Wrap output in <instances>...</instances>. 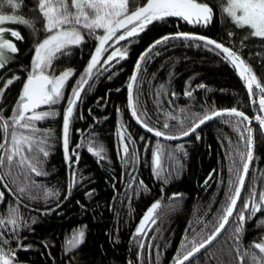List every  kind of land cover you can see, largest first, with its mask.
Wrapping results in <instances>:
<instances>
[{"label":"trees","instance_id":"16d2710c","mask_svg":"<svg viewBox=\"0 0 264 264\" xmlns=\"http://www.w3.org/2000/svg\"><path fill=\"white\" fill-rule=\"evenodd\" d=\"M200 1L209 3L214 9V19L207 27L189 25L179 18L154 22L135 38V42L130 45L121 42V45L128 47L127 59L119 64L113 61L114 67L90 81V87L85 86L82 102L78 103L74 111L70 131L72 149L80 157L75 166L80 183L72 188L71 195L66 200L64 196L71 182L72 169L66 165L61 143L63 114L71 89L75 87L89 62L96 41L88 40L85 45L73 48L71 55L61 56L54 62L57 75L68 68L75 75L65 88V99L51 108L56 113L55 118L38 124L41 128L52 130L53 148L45 165V170L50 174L34 178L47 188L58 190L62 204L60 208H56L55 200L48 203L43 199L28 201L0 186V191L5 192V203L19 207L23 221L28 224V227H22L20 231L22 243L28 250L17 251L19 264H174L173 257L180 248L189 224L199 228L196 224L198 216L204 220L211 219L215 210L221 207L232 179L229 172L231 163L228 153L232 150L229 141L232 145L242 144L238 134L221 119H214L197 129L200 140L195 138L196 133L177 141H165L161 138L160 142L171 148L183 144L187 153L186 156L177 154L178 163L166 159L162 161L169 170L179 168L178 174L174 173L167 184H164L156 179L151 168L152 149L157 138L135 122L127 107V84L138 56L154 40L177 32L203 35L239 51L264 85V41L250 38L244 41L246 46L241 48L240 41L248 29H238L230 20L225 19L220 9L221 0ZM35 6L36 0H23L19 14L25 17L35 16L37 13L32 11ZM13 27L21 33L23 40L13 39L19 51L12 54L15 58L6 69L0 70V78H3L0 79V87L5 79L13 75L19 76L20 80L5 91L3 101L0 102L5 117L10 116L21 93L34 50L31 31L19 24H13ZM228 32H233L234 35L229 37ZM40 38H43V33H40ZM196 43L198 42L171 40L167 46L159 49L161 55L155 56L147 64V70L140 78L139 99L151 117L149 123L155 121L154 126L159 128L165 119L162 113L157 119L160 110L155 103V91L161 84L168 89L167 96L160 97L162 108L169 112L179 113L181 108L203 112L205 108L225 110L235 107L243 111L250 120L256 116L264 117L259 106L252 103L245 82L239 78L237 71L214 52L196 47ZM201 84L205 88L197 87ZM189 85L193 89V99L184 96ZM172 92L176 93V99L169 104ZM40 110L49 109L48 106H43ZM169 123L175 124L176 121ZM121 124L135 141L130 147L135 148L140 160L133 174L137 180H143L147 186L146 191L139 189L137 182L132 181V177L128 175L132 168L125 167L122 158L118 156V131ZM251 127L255 130L256 158L246 180L245 194L252 183H255L257 192L264 190V135L261 134L258 123L251 124ZM142 136L145 140L140 139ZM90 141L104 147L105 160L98 162L87 151ZM78 144H83L84 147L76 148ZM145 144L149 146L148 151L144 150ZM210 174L213 179L204 186V181ZM89 192L92 193L91 196L86 195ZM173 194H179L180 199L170 200ZM157 200H161L163 205L174 207L163 223L158 222L144 236L143 243L152 247L141 251L132 236L148 207ZM25 204L28 206L25 207ZM3 211L0 208V212ZM205 212L208 213L207 216L203 215ZM33 219L35 223H32ZM77 229L85 231L84 243L78 249L66 252L65 241ZM260 231L255 228V222L249 224L244 245L247 246L258 238ZM11 246H17L15 239ZM224 246V241H221L213 251L227 261V256L220 252ZM199 256V264H205L204 251ZM208 264H216V261H209Z\"/></svg>","mask_w":264,"mask_h":264},{"label":"snow or ice","instance_id":"6c2138e0","mask_svg":"<svg viewBox=\"0 0 264 264\" xmlns=\"http://www.w3.org/2000/svg\"><path fill=\"white\" fill-rule=\"evenodd\" d=\"M22 7L23 0H0V70H5L15 58L12 54H17L19 51L16 44L6 39L4 34L10 31L11 37L18 41L23 40L19 31L3 27L6 23L25 26L34 37L30 70L10 116L5 117L4 109L0 106V186L28 201L43 199L48 203L55 200L56 208H60L62 204L60 192L47 188L34 178L46 177L50 174L45 170V165L53 148L52 130L41 128L38 124L55 118L56 113L51 108L65 99V88L75 75L71 68L57 75L54 62L61 56L71 55L73 48L85 45L88 40L96 41L89 62L76 81L75 87L71 89L63 114L61 143L66 165L72 169L71 182L64 196L66 200L71 195L72 188L80 183L75 171L80 157L78 152L72 149L70 131L74 111L78 103L82 102L85 86L90 87V81L114 67L113 61L119 64L120 61L127 59L128 47L121 45V42H127L128 45L135 42V38L154 22L179 18L189 25L207 27L213 21L215 13L209 3L198 0H146L145 3H141L140 0H36V6L32 11L37 15L32 17L19 14ZM220 9L225 19L230 20L236 28L248 29L247 34L240 41L241 48L246 46L244 41L250 38L264 41V0H221ZM40 33H43L42 39ZM227 35L232 37L234 33L228 32ZM176 39L198 42L196 47L206 48L207 51L214 52L227 61L237 71L239 78L245 82L252 103H256L258 97L259 111L264 112V85L257 79L252 67L241 57L239 51L225 46L222 42L203 35L177 32L154 40L138 56L127 84V107L135 122L157 138L151 155L152 173L156 179L167 184L173 174L179 172V168L176 167L171 170L166 168L162 163L163 160L178 163V153L187 155L183 144L171 148L162 144L161 138L165 141H177L196 133L195 138L200 140L197 129L209 121L221 119L238 134L239 141L242 142L232 145L229 141L232 149L228 153L231 163L229 172L232 179L229 181V190L225 193L221 207L215 210L211 219L204 220L198 216L196 224L200 226L199 228L189 224L180 248L173 257V262L199 264V254L204 250L205 264L213 260L216 264H264V190L257 192L255 183H252L245 194L246 180L256 158L255 130L250 126V118L235 107L225 110L205 108L203 112H193L191 108H181L179 113L163 110L160 97L167 96L168 89L166 85L161 84L155 91L157 98L155 103L160 110L157 119L161 113L165 119L161 127L157 128L154 126L155 121L149 123L151 117L148 116L139 99L140 78L147 70V64L155 56L161 55L160 48H164L171 40ZM18 80L20 77L17 75L4 80L3 86L0 87V102L3 101L5 91ZM197 87L205 88V85L201 84ZM184 96L189 99L194 98L190 85L186 87ZM171 97L169 104L176 99V93L172 92ZM43 106H48L49 110H40ZM255 120L259 124L261 134L264 135V117L256 116ZM169 121L176 123L171 124ZM118 138L120 141L118 156L122 158L125 167L132 168L128 175L132 177V181L137 182L139 189L146 191L147 186L143 180H137L133 174L140 157L135 148L130 147L135 141L123 124L118 131ZM140 139L145 140V137L142 136ZM81 147L84 145H76V148ZM148 147V144H145L144 150L148 151ZM87 151L95 156L98 162L106 159V150L102 145L90 141ZM211 179L213 176L210 174L204 181V186H207ZM86 195L91 196L92 193ZM169 199L179 200L180 195L173 194ZM27 206L25 204V207ZM173 207V205H163L161 200L153 202L148 207L132 236L141 251L146 247H152L143 243L144 236L152 231L153 226L158 222L163 223ZM0 208L4 209L0 212V264H19L17 251L28 250L22 243L20 231L22 227H28V224L23 221L19 207L5 203L4 191H0ZM203 215L207 216L208 213L205 212ZM253 222L255 228L261 231L258 238L245 246L244 238L248 225ZM32 223H35L34 219ZM84 238L83 229L74 230L71 237L65 241V251L72 252L78 249L84 243ZM13 239L16 240V247L11 246ZM221 241H224L225 246L220 252L227 256V261L213 251L216 244Z\"/></svg>","mask_w":264,"mask_h":264},{"label":"rangeland","instance_id":"374dc122","mask_svg":"<svg viewBox=\"0 0 264 264\" xmlns=\"http://www.w3.org/2000/svg\"><path fill=\"white\" fill-rule=\"evenodd\" d=\"M145 2H146V0H142L141 1V3H145ZM198 2H203V1L198 0ZM3 27L8 28L9 30H17L15 27H13V24H10V23H6ZM4 35H5V38L6 39H9L10 41L14 42L13 39H15V38L14 37H11L10 31L9 32H6Z\"/></svg>","mask_w":264,"mask_h":264},{"label":"water","instance_id":"95a60500","mask_svg":"<svg viewBox=\"0 0 264 264\" xmlns=\"http://www.w3.org/2000/svg\"><path fill=\"white\" fill-rule=\"evenodd\" d=\"M253 104H256L257 106H258V100H257V102L256 103H253ZM251 124H257V121L255 120V118H253L252 120H251ZM251 126V125H250ZM204 250H202V252H203ZM201 252V253H202ZM186 264H187V262H186Z\"/></svg>","mask_w":264,"mask_h":264}]
</instances>
